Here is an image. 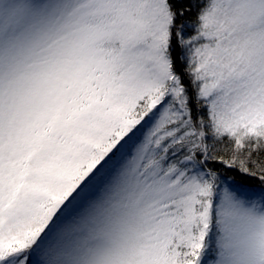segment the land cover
I'll return each instance as SVG.
<instances>
[{"label": "snow or ice", "instance_id": "6c2138e0", "mask_svg": "<svg viewBox=\"0 0 264 264\" xmlns=\"http://www.w3.org/2000/svg\"><path fill=\"white\" fill-rule=\"evenodd\" d=\"M0 264H264V0H0Z\"/></svg>", "mask_w": 264, "mask_h": 264}]
</instances>
